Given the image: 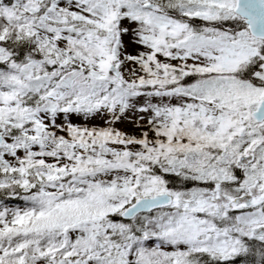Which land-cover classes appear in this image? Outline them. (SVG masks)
Listing matches in <instances>:
<instances>
[{"label": "snow or ice", "instance_id": "1", "mask_svg": "<svg viewBox=\"0 0 264 264\" xmlns=\"http://www.w3.org/2000/svg\"><path fill=\"white\" fill-rule=\"evenodd\" d=\"M0 264H264V0H0Z\"/></svg>", "mask_w": 264, "mask_h": 264}]
</instances>
